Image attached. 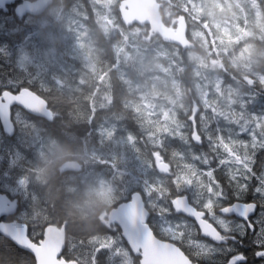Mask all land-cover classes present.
Wrapping results in <instances>:
<instances>
[{
	"label": "trees",
	"instance_id": "1",
	"mask_svg": "<svg viewBox=\"0 0 264 264\" xmlns=\"http://www.w3.org/2000/svg\"><path fill=\"white\" fill-rule=\"evenodd\" d=\"M169 1L161 10L164 21L172 23L184 13L194 49L183 51L157 36L144 41L148 27L125 26L120 0H53L39 15L19 16L13 5L7 12L0 9V81L12 79L31 88L53 112L51 120L26 113L11 137V149L19 153L12 176H19L15 192L24 205L22 220L32 226L36 239L47 223L66 222L61 253L66 259L138 264L121 241L118 226L100 218L134 191L147 192L143 197L151 212L149 223L159 237L170 240L161 209L171 199L169 190L175 192V174L189 176L192 191L199 190L204 179L195 169L178 168L182 155L186 158L190 150L202 147L191 143L194 130L203 134L222 126L221 101L228 96L264 107V83L250 77L252 85L240 84L249 76L243 66L223 57L220 67L200 72L201 62L218 58L202 25L208 17L194 15L189 7L185 13L179 8L185 0ZM259 1L264 11V0ZM256 58V69L262 71L264 54L256 53ZM218 81L219 94L206 100L204 93H211L207 87L214 88ZM239 114H246L242 107ZM241 120H233V127H240ZM155 152L168 161L172 174L156 170ZM65 157L77 160L79 167L60 170L58 161ZM168 221L175 224L171 217ZM195 237L194 228L186 230L182 246L188 249ZM237 238L242 244L235 247L246 252L248 264H264V257L254 255L251 233ZM190 255L209 264L195 247ZM34 262L28 251L17 252L12 241L0 237V264Z\"/></svg>",
	"mask_w": 264,
	"mask_h": 264
},
{
	"label": "snow or ice",
	"instance_id": "2",
	"mask_svg": "<svg viewBox=\"0 0 264 264\" xmlns=\"http://www.w3.org/2000/svg\"><path fill=\"white\" fill-rule=\"evenodd\" d=\"M30 91L12 79L0 81V138L17 135L20 120L30 111L21 97ZM260 127L256 123L242 127L235 134L229 130L227 135L219 128L215 132L202 134L197 130L192 133L191 143L202 147L199 151L190 150L186 158L182 155L183 162L178 168L195 169L204 179L199 190L192 191V179L182 173L175 174V192L169 190L171 199L167 207L161 209V219L170 225L165 229L170 235L168 242L156 238L151 226L144 221L142 210L139 218L132 215L133 201L138 195L142 199L147 192L130 194L128 201L113 214V219L122 225V234L131 241L130 247L136 252L139 264H158L160 257L181 258L169 260L168 264H199L198 259L194 261L190 255L192 247L203 254L209 264H248L246 252L235 245L242 244L237 236L244 238L249 233L254 237L251 239L254 255L264 257V130L258 133ZM241 134H247L250 139H241ZM205 142L207 151L203 150ZM9 156L7 167L0 171V237L7 236L17 252L26 250L36 259L32 249H25L19 243L21 236H25L39 246L34 229L22 220L24 205L15 192L19 176L13 178L12 169L16 167L19 153L10 148ZM153 159L163 161V166L156 165L159 171L172 174L171 165L161 153H153ZM258 163L260 171L256 167ZM169 217L175 220L174 225L168 221ZM206 225L211 226V231L205 230ZM192 228L196 237L190 239L186 249L182 246L183 238L185 231ZM201 234L212 243L199 239Z\"/></svg>",
	"mask_w": 264,
	"mask_h": 264
},
{
	"label": "rangeland",
	"instance_id": "3",
	"mask_svg": "<svg viewBox=\"0 0 264 264\" xmlns=\"http://www.w3.org/2000/svg\"><path fill=\"white\" fill-rule=\"evenodd\" d=\"M192 10V13H202L208 17L203 27L210 37L212 49L218 56L217 59L212 58V61L201 62V68L206 71L209 68H218L222 65L221 59L226 57L234 66L241 67L248 71L249 76L246 77V82L240 83L245 85H252V77L259 79L264 83V67L263 70L256 69L260 65V58H256V53L260 56L264 54L262 44L264 42V11L260 6L259 0H185V5L182 8L187 11V8ZM204 43L206 41L203 39ZM161 54L162 51H159ZM224 65V64H223ZM218 66V67H217ZM225 66V65H224ZM222 66L223 71L226 68ZM232 76V74H229ZM224 77V72H221ZM251 77V79H250ZM204 82L205 78H201ZM202 84V83H201ZM199 84V85H201ZM221 84L219 81L214 84V88L204 93V97L212 96L216 98L219 94ZM231 96L223 98L221 101V110L225 114L222 119V126L219 129L224 130L227 135L229 130L233 134L238 133L242 127H252L256 123L261 125L257 128L259 133L264 130V107L263 104L258 103L256 106H249L242 102H236L235 98ZM243 108L245 115L239 114V108ZM238 116V117H235ZM241 120V126L234 128L233 120ZM241 139H250L247 134H241ZM259 165V163L257 164Z\"/></svg>",
	"mask_w": 264,
	"mask_h": 264
},
{
	"label": "water",
	"instance_id": "4",
	"mask_svg": "<svg viewBox=\"0 0 264 264\" xmlns=\"http://www.w3.org/2000/svg\"><path fill=\"white\" fill-rule=\"evenodd\" d=\"M15 1H18V3L15 5L14 11L19 16H24L27 14L39 15L43 13L47 9V7L53 2V0H0V8L5 11L7 10V5ZM165 2L166 0H120L118 4L120 20L125 26L146 25L148 27V32L147 35L143 37L144 41H150L153 36H158L162 41L177 45L182 49L194 48L195 43L189 38V25L187 18L184 14H179L174 19L175 24H173V20L172 23H166L164 21L161 8L163 7ZM21 99L25 106L30 110L28 112L29 114L42 117L47 120L52 119L53 112L49 108L47 100L42 95L38 94L37 92L31 89L30 92L23 93ZM157 164L163 166V161H155V166ZM77 167V160H71L70 163L65 165V169L67 170L76 169ZM157 171L163 174L167 173L161 172L158 169ZM134 192L137 194L140 193L139 191ZM127 201L128 199L120 201L114 207H112L107 212V219L119 226L121 236L126 241L133 255H136V252L134 251L133 247H130L131 241L127 239L126 235L122 234V225L119 224L118 220L113 219V214L117 212L119 208L123 206ZM141 210L144 213V221H146L150 225V211L147 208L144 199H141L138 195L137 198L133 201V217L139 218V212ZM65 225V222L60 225L51 223L47 224L42 231L43 239H37L39 241V246L33 244L28 237L21 236L19 243L23 246V248L32 249L35 252L36 259H34V264H37V260L39 261V264H65L66 261L69 262V264H80L79 261H77L76 259H66L61 255L63 249L65 248L67 237ZM205 230L211 231V226L206 225ZM152 231L154 232L153 229ZM4 237L9 239L7 236ZM156 238L162 242L169 241L167 239L160 238L157 235ZM207 239L210 240V238ZM9 240L12 241L11 239ZM179 259L181 258L160 257L158 264H168L169 260L175 261Z\"/></svg>",
	"mask_w": 264,
	"mask_h": 264
},
{
	"label": "flooded vegetation",
	"instance_id": "5",
	"mask_svg": "<svg viewBox=\"0 0 264 264\" xmlns=\"http://www.w3.org/2000/svg\"><path fill=\"white\" fill-rule=\"evenodd\" d=\"M18 3V1H15V2H13V3H10V4H8V6L11 8V5H13V8L15 7V5ZM8 6H7V10L5 11V12H7L8 11ZM173 21H174V19H173ZM0 145H5V146H7L6 147V149H4V148H0V157H2L3 159H0V167L1 168H3L5 165H6V163H7V161H8V159L10 158V156H9V149L11 148V137L10 138H7V139H4V138H0ZM6 152V153H5ZM106 215V214H105ZM104 215V216H105ZM101 216L100 218H101V220L103 221V222H105V223H107V224H109V223H111L108 219H107V216ZM238 219V218H237ZM119 235H120V237H121V234H120V230H119ZM121 241H123V242H125V240L121 237ZM107 242H109L110 243V241L109 240H107ZM126 243V242H125ZM126 245H127V243H126ZM127 247H128V245H127ZM128 249H129V247H128ZM137 257V256H136ZM138 259V258H137Z\"/></svg>",
	"mask_w": 264,
	"mask_h": 264
},
{
	"label": "clouds",
	"instance_id": "6",
	"mask_svg": "<svg viewBox=\"0 0 264 264\" xmlns=\"http://www.w3.org/2000/svg\"><path fill=\"white\" fill-rule=\"evenodd\" d=\"M70 162H71L70 157H65V158L61 159L60 161H58V168L60 170H67V169H65V165L70 163Z\"/></svg>",
	"mask_w": 264,
	"mask_h": 264
},
{
	"label": "bare ground",
	"instance_id": "7",
	"mask_svg": "<svg viewBox=\"0 0 264 264\" xmlns=\"http://www.w3.org/2000/svg\"><path fill=\"white\" fill-rule=\"evenodd\" d=\"M27 79V78H26ZM26 223V222H25ZM64 223V222H63ZM66 223V222H65ZM48 224V223H47ZM50 224V223H49ZM51 224H53V223H51ZM57 225V224H56ZM46 226V225H45ZM44 229V228H43ZM79 261V260H78Z\"/></svg>",
	"mask_w": 264,
	"mask_h": 264
}]
</instances>
